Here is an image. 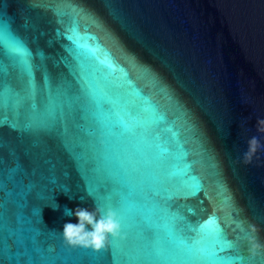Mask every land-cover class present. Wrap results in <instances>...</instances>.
<instances>
[{"label":"water","instance_id":"95a60500","mask_svg":"<svg viewBox=\"0 0 264 264\" xmlns=\"http://www.w3.org/2000/svg\"><path fill=\"white\" fill-rule=\"evenodd\" d=\"M0 24L31 64L0 49V264H120L210 216L264 264L244 243L255 225L264 246V150L243 162L264 145V0H0ZM100 185L128 208L119 243L66 246L65 209L105 207Z\"/></svg>","mask_w":264,"mask_h":264},{"label":"snow or ice","instance_id":"6c2138e0","mask_svg":"<svg viewBox=\"0 0 264 264\" xmlns=\"http://www.w3.org/2000/svg\"><path fill=\"white\" fill-rule=\"evenodd\" d=\"M0 49H3L8 55L18 57L26 71L31 70V64L27 59L30 56L29 50L19 37L6 31L2 24H0ZM3 72L4 66L0 64V76ZM124 124L127 131L132 130V125L128 121H125ZM188 179L187 187L191 192L198 193L202 190V182L198 177L191 175ZM87 191L89 195L103 200L105 208H109L117 214L121 223L119 236L123 235L125 231L124 216L128 211L126 203L113 200L108 195V192L111 191L110 187L100 185L89 188ZM141 227L143 231L140 239L145 245H148L156 239L155 228L147 222V218L142 222ZM164 232L167 238L166 246L144 249L142 255L129 256L120 264H243V259L238 254L239 241L228 237L215 216H210L199 224L186 223L184 225H177L175 217H170L169 222L164 225ZM247 233L244 243L251 248L250 240L253 239V234L249 229ZM119 236L109 238L113 245L119 243ZM255 239L259 242L257 234ZM114 242L117 243L114 244Z\"/></svg>","mask_w":264,"mask_h":264},{"label":"clouds","instance_id":"9594fccd","mask_svg":"<svg viewBox=\"0 0 264 264\" xmlns=\"http://www.w3.org/2000/svg\"><path fill=\"white\" fill-rule=\"evenodd\" d=\"M256 130L260 135H264V119L256 121ZM247 144V151L243 154L244 163H250L258 151L264 150V145L256 137L248 140ZM57 207L56 205L53 209ZM65 215L74 216L78 221L75 224L66 223L63 227L62 237L68 247H82L99 252L108 246L110 237L117 238L120 235V218L113 210L99 204L92 211L79 207L75 210L65 209ZM249 230L253 234V239L250 240L251 250L255 252L264 246L255 239L258 232L256 226L250 225Z\"/></svg>","mask_w":264,"mask_h":264}]
</instances>
